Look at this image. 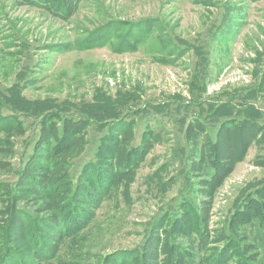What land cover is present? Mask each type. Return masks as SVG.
<instances>
[{
    "label": "rangeland",
    "instance_id": "374dc122",
    "mask_svg": "<svg viewBox=\"0 0 264 264\" xmlns=\"http://www.w3.org/2000/svg\"><path fill=\"white\" fill-rule=\"evenodd\" d=\"M0 264H264V0H0Z\"/></svg>",
    "mask_w": 264,
    "mask_h": 264
}]
</instances>
